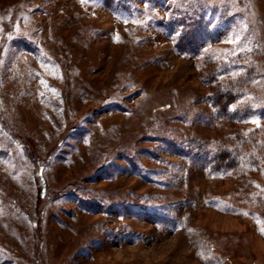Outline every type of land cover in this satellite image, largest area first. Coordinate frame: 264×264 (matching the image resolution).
Returning a JSON list of instances; mask_svg holds the SVG:
<instances>
[{"label": "rangeland", "instance_id": "374dc122", "mask_svg": "<svg viewBox=\"0 0 264 264\" xmlns=\"http://www.w3.org/2000/svg\"><path fill=\"white\" fill-rule=\"evenodd\" d=\"M0 264H264V0H0Z\"/></svg>", "mask_w": 264, "mask_h": 264}, {"label": "trees", "instance_id": "16d2710c", "mask_svg": "<svg viewBox=\"0 0 264 264\" xmlns=\"http://www.w3.org/2000/svg\"><path fill=\"white\" fill-rule=\"evenodd\" d=\"M104 3L111 9L119 8L121 5V0H104Z\"/></svg>", "mask_w": 264, "mask_h": 264}]
</instances>
